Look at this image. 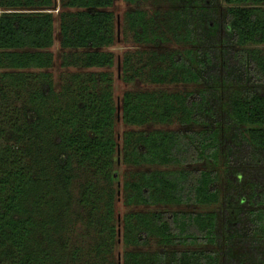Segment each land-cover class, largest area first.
Wrapping results in <instances>:
<instances>
[{"label": "trees", "instance_id": "obj_1", "mask_svg": "<svg viewBox=\"0 0 264 264\" xmlns=\"http://www.w3.org/2000/svg\"><path fill=\"white\" fill-rule=\"evenodd\" d=\"M124 1L121 264H264V0ZM57 2L0 0V92L30 88L0 113V264H117V106L81 72L113 65V0Z\"/></svg>", "mask_w": 264, "mask_h": 264}, {"label": "rangeland", "instance_id": "obj_2", "mask_svg": "<svg viewBox=\"0 0 264 264\" xmlns=\"http://www.w3.org/2000/svg\"><path fill=\"white\" fill-rule=\"evenodd\" d=\"M130 5L126 3L124 0H113V3L111 7H109V10L113 12L114 16V32H115V38L114 42L111 46L106 48V51H109L112 53L113 56V65L110 68H89V69H83L81 72L82 74L85 72H100V71H106L109 72L111 77V94L112 98L116 103V106L120 104L121 96L124 91L126 90H133L134 86L131 83H126L122 79L121 75V60L124 56V54L128 51L129 53L135 50H139L141 47H137L136 44L133 41L131 33L126 29L125 27V21H124V14L127 10V8ZM151 6L148 2L146 4L141 5L142 8L151 9ZM52 12L57 13L58 11V2L55 0V5L53 8L50 9ZM57 23V21H56ZM51 53L53 54V65L51 68L46 70L49 73L50 81L55 89H60L61 85L66 84V76L70 75L72 72H76L77 68L74 67H67L63 68L60 67V55H61V49L58 47L57 39L55 40V44L50 48ZM264 51V46H263ZM30 72L33 73V75H38V73L42 70H36V69H30ZM2 70L0 69V75ZM99 86H104L105 82H99ZM27 85V84H26ZM25 85V86H26ZM24 86V87H25ZM22 88L21 94L16 89H11L8 91V89H3L6 91L5 95L0 92V113L3 114V110H6L7 116H9L10 112L13 110H20L21 106L23 105V100L27 96V92L30 91V88L26 86V88ZM182 87L180 85H167L165 87L166 90L176 91L181 89ZM195 87L193 85L187 86V90H192ZM26 89V91H25ZM19 94V95H18ZM5 113V112H4ZM1 116V115H0ZM157 127V126H155ZM130 127L123 124L120 117V110L119 114H117L116 110V119L114 121V128L113 131L115 133L116 141L119 145V152L116 154V160L114 161L113 168L117 172V181L114 182V188H115V200H114V209H115V218H116V225L120 229L121 228V217L122 214L126 211H128V207H126L123 203V196H122V190L121 185L123 181V174H124V164L122 163V152L120 150V145L122 142V134ZM120 233L117 235L116 244L113 246V255L115 258V261L121 262V253L123 251V243L121 241V229L119 230Z\"/></svg>", "mask_w": 264, "mask_h": 264}, {"label": "water", "instance_id": "obj_3", "mask_svg": "<svg viewBox=\"0 0 264 264\" xmlns=\"http://www.w3.org/2000/svg\"><path fill=\"white\" fill-rule=\"evenodd\" d=\"M49 11H50V10H49ZM117 114H119V105H117ZM117 152H119V149L117 150ZM119 230H120V229L118 228V230H117V234H118V235H119V233H120ZM117 264H121V262L118 261Z\"/></svg>", "mask_w": 264, "mask_h": 264}]
</instances>
